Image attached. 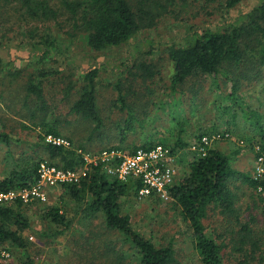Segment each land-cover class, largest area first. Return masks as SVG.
<instances>
[{
    "label": "rangeland",
    "instance_id": "374dc122",
    "mask_svg": "<svg viewBox=\"0 0 264 264\" xmlns=\"http://www.w3.org/2000/svg\"><path fill=\"white\" fill-rule=\"evenodd\" d=\"M48 1L60 9L56 20L32 18L26 8L21 10L14 2L3 6L4 0H0V29L4 28L5 33H0V178L29 166L33 159L38 162L47 158V141L41 140L39 126L44 117L58 122L61 136L70 140L71 148L78 152L94 155L102 149H118L114 146L121 142L120 127L129 115L128 108L120 109V92L135 113V130L128 133L122 144L125 149H119L121 153L147 142L165 144L173 151L176 181H180L198 154L195 147L200 131L214 134L212 131L229 129L230 138L215 141L212 148L230 155L235 169L255 176L259 148L254 145L256 139H250L257 137L258 130L246 119L243 109L258 110L264 123V82L247 83L236 100L227 96L230 83L219 79V89L211 76L192 77L172 90L174 66L168 48L187 44L199 30L221 29L240 22L264 0H241L232 8L225 7L221 0H178L155 27L143 29L120 46L101 51L90 49L84 34H70L72 22L61 8L62 0ZM47 37L53 46L46 45ZM47 46L49 54L44 57ZM93 67L100 70L97 100L104 126L99 130H95L92 120L72 111L83 75ZM41 70L53 73L44 78L39 75ZM31 77L41 83L46 112L36 95L28 93ZM72 83L68 94L67 87ZM90 165L82 168L89 169ZM232 185L240 195L242 222H249L259 233L264 229V194L243 185L241 180ZM45 188L46 201L10 203H22L30 227L23 232L25 248L10 241L0 243L3 263L120 264V256L126 255L125 262L139 264L132 250L123 252L128 246L123 245L117 232L106 227L103 216L98 213L85 217V204L73 199L61 184ZM120 203L122 214L130 217L135 231L157 245L173 243L177 257L174 264H203L195 248L193 228L173 200L131 193L121 197ZM50 207H59L71 221L64 232L60 233L64 225L43 218ZM204 223L206 231L214 234L222 232L225 223L230 227L217 210Z\"/></svg>",
    "mask_w": 264,
    "mask_h": 264
},
{
    "label": "trees",
    "instance_id": "16d2710c",
    "mask_svg": "<svg viewBox=\"0 0 264 264\" xmlns=\"http://www.w3.org/2000/svg\"><path fill=\"white\" fill-rule=\"evenodd\" d=\"M176 1L178 0H62L61 8L66 11L72 22L73 33L70 34H84L89 48L101 51L120 46L143 29L155 27L162 15L168 12L169 6ZM240 1L221 0L227 8L236 6ZM12 2L21 10L25 11L26 8V12L32 18L56 20L60 13V9H56L48 0H4L3 6ZM3 31L4 28L0 29V33L5 35ZM45 43L49 46L54 44L49 37ZM49 46L44 51V57L49 54ZM168 53L174 66L172 90H177L192 77L211 76L219 89L221 88L219 79H225L226 83H230L231 90L227 92V96L236 100L247 83L257 85L264 82V1L248 11L240 22L230 23L221 29L199 30L193 33L187 44L171 45ZM144 67L147 69L145 65ZM52 73L53 71L41 70L39 75L45 78ZM99 75L100 70L97 67L84 73L78 98L72 105L73 112L95 123V130L104 126L97 100ZM73 86V83L68 85V94ZM27 90L28 93L36 95L37 102L46 112L41 83H37L31 77ZM118 100L121 102L120 109L128 108L129 115L120 127L121 142L114 147L125 149L122 144L128 133L135 130V113L121 92ZM243 112L246 119L258 130L257 137L250 139H256L254 145L259 148L256 156L264 155L263 115L258 110L243 109ZM39 126L42 129L40 138L43 141L49 134L61 136L57 121L49 122L44 117ZM212 132L231 131L228 129ZM210 133L206 130L200 131L199 139L204 135H212ZM155 144L147 142L140 147H133L131 152L139 148H150ZM44 151L47 158L38 162L33 159L29 166L20 170L15 169L8 176L0 178V188L4 190L29 188L37 181L42 162L64 170L76 169L85 164L84 157L76 148L45 142ZM196 155L189 164L190 171L176 182L171 194L172 200L181 208L183 218L193 228L194 244L201 261L203 264H264L262 249L264 229L258 233L249 222H242V208L238 205L240 195L232 185L235 180H241L243 185L252 190L264 191V177L256 178L250 173L235 169L231 156L215 147L208 149L205 155ZM54 160L56 163H53ZM62 187L73 199L85 204L83 209L85 217L98 213L103 216L106 227L117 232L120 239H123V245L128 246L123 252L132 250L139 264L176 262V249L172 242L157 245L151 238L135 231L130 217L122 214L121 197L131 193L137 195L139 182L119 180L107 172L104 164H91L85 175L77 181L62 183ZM238 188L241 189V186H237ZM17 201L22 202L20 199ZM21 202L16 205L0 206V243L10 241L25 248L23 232L30 227V223L24 215ZM60 210L59 207H50L43 218H51L54 223L64 225L60 231L62 233L69 228L71 221ZM216 210L229 222L230 227H226L225 223L222 232L208 233L204 220ZM126 260L127 256L122 255L119 263L124 264ZM0 264H5L1 261V254ZM125 264L131 262L127 261Z\"/></svg>",
    "mask_w": 264,
    "mask_h": 264
},
{
    "label": "built area",
    "instance_id": "2783aa9c",
    "mask_svg": "<svg viewBox=\"0 0 264 264\" xmlns=\"http://www.w3.org/2000/svg\"><path fill=\"white\" fill-rule=\"evenodd\" d=\"M228 132H217L204 135L195 147L198 154L205 155L217 140L230 138ZM46 141L55 145L72 146L71 141L62 136L49 134ZM81 153V151H79ZM85 164L72 170H64L56 165L42 162L39 167L37 181L29 188L4 190L0 188V206L8 205L16 200L29 202L33 199L47 200L46 185H57L64 182L77 181L85 175L89 164H104L107 172L122 181L140 183L138 196H156L164 201H171L172 189L176 184V173L173 166V151L165 144L157 143L150 148H139L135 152L121 153L119 149H102L94 155L81 153ZM86 170V171H85ZM255 177H264V155L256 161ZM262 191L261 189H259ZM264 194V191L261 192Z\"/></svg>",
    "mask_w": 264,
    "mask_h": 264
}]
</instances>
